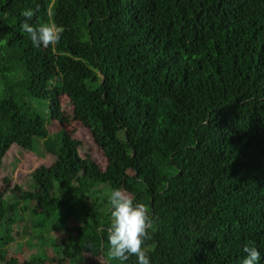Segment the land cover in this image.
I'll use <instances>...</instances> for the list:
<instances>
[{
	"label": "trees",
	"instance_id": "16d2710c",
	"mask_svg": "<svg viewBox=\"0 0 264 264\" xmlns=\"http://www.w3.org/2000/svg\"><path fill=\"white\" fill-rule=\"evenodd\" d=\"M29 9L57 42L31 44ZM61 95L105 168L49 131ZM40 144L30 190L0 184V264H135L101 231L115 188L152 219L150 264H240L244 244L264 264V0H0V168ZM22 217L57 231L52 258L11 252Z\"/></svg>",
	"mask_w": 264,
	"mask_h": 264
},
{
	"label": "rangeland",
	"instance_id": "374dc122",
	"mask_svg": "<svg viewBox=\"0 0 264 264\" xmlns=\"http://www.w3.org/2000/svg\"><path fill=\"white\" fill-rule=\"evenodd\" d=\"M46 70L50 74L55 73V68L50 58L47 59ZM59 101L63 119L60 123H53L49 126V131L55 133L58 129L63 128L74 139L82 143L81 155L83 157L90 155L98 165L105 168L106 159L102 152L95 146L90 132L79 123L74 113V106L68 97L61 95ZM52 161L50 156H45L41 144L38 146L36 154L26 153L13 148L0 168V184L3 180H9L10 189L19 187L23 192H27L31 187V174L40 168H50ZM1 188L2 186L0 185ZM10 231L18 236H15L16 238L14 237L9 249L13 252L16 248L22 246L20 248V251L22 249L24 252L23 256H20L22 260H28L33 256H48L49 258L54 256V245L59 238L57 231L52 230L39 235L31 228L28 217H22L18 224L10 227Z\"/></svg>",
	"mask_w": 264,
	"mask_h": 264
},
{
	"label": "clouds",
	"instance_id": "9594fccd",
	"mask_svg": "<svg viewBox=\"0 0 264 264\" xmlns=\"http://www.w3.org/2000/svg\"><path fill=\"white\" fill-rule=\"evenodd\" d=\"M34 15L32 9L25 10L26 18L20 24L34 47L48 46L57 42L63 28L55 23L32 25L27 18ZM109 209V226L101 231L106 232L108 255L121 262L127 261L129 256H135V264H150V258L142 245L149 237V230L153 227L146 207L143 203L134 202L132 198L118 188L107 194ZM243 256L240 264H258L261 252L251 244L242 247Z\"/></svg>",
	"mask_w": 264,
	"mask_h": 264
}]
</instances>
